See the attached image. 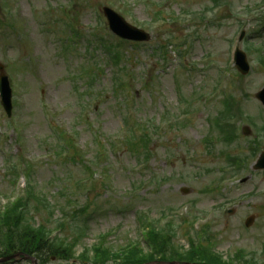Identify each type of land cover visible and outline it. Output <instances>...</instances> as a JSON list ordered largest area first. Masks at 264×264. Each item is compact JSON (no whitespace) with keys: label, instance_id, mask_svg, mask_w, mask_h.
I'll list each match as a JSON object with an SVG mask.
<instances>
[{"label":"rangeland","instance_id":"1","mask_svg":"<svg viewBox=\"0 0 264 264\" xmlns=\"http://www.w3.org/2000/svg\"><path fill=\"white\" fill-rule=\"evenodd\" d=\"M222 2V15L234 16L253 7L254 20L259 14L264 17V0ZM211 4V0H0V65L12 82L15 103L9 119L0 108V208L23 188L22 179L12 187L15 178L10 164L16 167L20 162L18 165L32 166L30 180L48 199L55 196L62 201L63 196L56 192L66 183L72 199L69 211L87 206L77 223L85 225V229L79 227L83 232L79 252L95 244L99 235H106L107 245L113 249L139 240L140 215L147 214L161 223L166 215L179 226L180 218L191 220L193 215L201 220L197 230L202 231L204 223L210 226L212 248L222 257L242 250L264 262V172L248 169L239 177L225 179L218 190L208 191L219 177L216 168L221 162L216 159L225 148L215 140L209 155L203 143L209 131L208 116L217 110L223 99L218 91L227 83L232 86V82H240L232 95L243 101V112L256 121L258 128L264 127L262 107L254 98L264 88L259 53L246 54L250 71L238 80L231 65L232 51L243 31L238 47L244 51L248 41L264 55V19L257 29L251 18L240 16L237 21L227 17L213 28L196 24L189 30L187 23L200 21L182 18V14H199ZM103 6L151 35L145 45L124 44L121 48L120 61L132 75L125 79L131 83L132 92L126 90L120 96L110 91L114 69L103 62V50L93 44V37L116 39L107 29ZM156 11L162 18L159 23H154ZM170 18L177 20L165 22ZM70 22L81 40L65 58L63 50L72 47L64 39ZM187 35V46H179ZM158 45L166 46L165 62L155 50ZM98 65L102 72L94 86L86 85L82 78L72 79L74 74H83L82 68L95 70ZM227 69L231 70L228 81ZM179 95L185 101L193 97L192 115L186 103L180 104ZM129 109L134 110L132 122L143 125L147 119L153 120L163 129L155 136L150 146L152 155L141 169L122 147L109 149L108 141L120 132ZM185 109L187 113H181ZM171 114L178 118L176 122L183 119L186 125L175 127V123L173 130L166 127L163 120ZM69 136H73L80 155L74 159L55 156L52 144ZM244 146L242 141L240 147ZM230 151L234 152L233 146ZM90 172L97 173L90 177L94 188L85 190L78 183ZM243 178L248 180L241 183ZM183 188L188 189L187 194L180 192ZM61 214L54 212L49 227H55ZM250 216L254 221L247 228L244 222ZM36 221L42 222L39 217ZM66 222L73 226L70 218ZM187 227H178L175 238V244L184 248L188 247L183 237ZM64 233L76 234L74 228Z\"/></svg>","mask_w":264,"mask_h":264},{"label":"trees","instance_id":"2","mask_svg":"<svg viewBox=\"0 0 264 264\" xmlns=\"http://www.w3.org/2000/svg\"><path fill=\"white\" fill-rule=\"evenodd\" d=\"M119 46L116 44L112 46L115 50L112 54V61H114L115 66H119L118 60H120V54L117 49ZM249 49V47H247ZM259 61L263 64L264 57L261 56ZM129 69L127 67H122L120 70ZM85 72H87L85 70ZM88 75V74H87ZM80 77L79 75L77 76ZM88 78L90 76L88 75ZM91 80V78H90ZM91 86V81L89 83ZM224 102L223 109V121L224 127L226 129L231 128L232 108L234 106L233 97H227ZM233 128V127H232ZM235 138V135H233ZM233 138V139H234ZM226 139H230L227 135ZM228 161L232 165L239 168H243V159L239 162L236 160L238 158H232L229 155ZM27 199H18L15 203L7 205L0 211V257L10 255L15 252H23L30 256H34L39 263L44 264L45 260L53 257L57 260H63L64 262L69 261L74 258L73 248L74 243H69L68 238H63L61 236H55L50 238V228L47 223L50 222V217L46 218L40 224H34L32 221V214L38 215L37 204H41L42 198L40 192H34L31 187H28ZM47 209H50V205H45ZM52 212H50V216ZM63 226V224H61ZM172 226L168 225L165 231H157L153 227L149 230L146 235V243L151 250L144 251L139 244H134L128 246L126 250H123L120 255H112L107 249L104 252H96L97 258H92L91 264H106L110 259L118 260L120 264H144L154 260H177L183 261H199L206 262L208 264H228L223 262L217 255L211 254L206 249H194L189 251H182L181 249L175 248L172 243V237L174 234ZM114 256V257H113ZM78 259H85L83 256H79ZM83 261V260H82ZM256 264V263H249Z\"/></svg>","mask_w":264,"mask_h":264},{"label":"water","instance_id":"3","mask_svg":"<svg viewBox=\"0 0 264 264\" xmlns=\"http://www.w3.org/2000/svg\"><path fill=\"white\" fill-rule=\"evenodd\" d=\"M105 15L108 19L111 31L117 36L130 41H145L149 39V37L142 31L127 25L122 18L115 15L111 11L105 10ZM236 66L241 74L248 73L249 67L246 62L245 55L240 51L237 52ZM0 91L2 94L1 103L7 114L10 115V91L8 89V84L5 78L0 81ZM256 98L260 100L264 106V89L256 95ZM254 169H264V152L259 157L256 165L254 166Z\"/></svg>","mask_w":264,"mask_h":264}]
</instances>
